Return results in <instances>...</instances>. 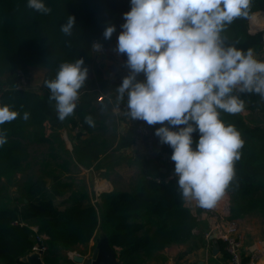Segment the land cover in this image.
<instances>
[{
  "label": "trees",
  "instance_id": "trees-1",
  "mask_svg": "<svg viewBox=\"0 0 264 264\" xmlns=\"http://www.w3.org/2000/svg\"><path fill=\"white\" fill-rule=\"evenodd\" d=\"M52 9L50 15H41L26 7L27 0H0V104L11 106L20 116L0 125L7 129L8 143L0 147V264H27L21 256L29 252L35 244V233L30 229L13 225L18 217L39 222L38 232L47 236L46 264H53L49 255L57 250H68L76 243H86L95 231L104 232L111 246L119 247V264H136L135 257L146 252L154 244L161 250L174 241L191 239V250L205 248L210 242L203 234H192L198 223L179 194L177 176L167 181L156 182L153 177L140 176L125 192H111L101 195L97 207L73 205L63 211L57 210L52 201L44 198L48 190L47 176L52 178L51 191L60 193L56 186L58 176L44 172L34 181H29L21 189L26 203L23 212L16 208L3 206L7 198L1 182H10L17 173L28 169L30 154L25 141L43 144L48 142L43 130L47 126L51 133L57 134L61 121L57 118L54 102H49L50 90L45 81L55 77L64 62L83 59L84 67L93 63L92 42L96 39L105 44L103 33L106 26L114 25L116 31L110 39L117 40L125 23L124 14L131 10L130 0H44ZM264 12V0H254L252 14ZM68 16L75 17L71 36H65L60 27ZM247 20L237 19L228 27L226 46L234 45L246 52L249 48L255 53L261 51V34L247 32ZM126 66V62H124ZM127 67V66H126ZM31 68L44 72L43 92L34 90H15L19 79L18 72L29 76ZM101 87L105 84L102 82ZM95 86H91L94 89ZM89 89V90H91ZM88 91V90H87ZM114 93V89L111 95ZM116 96V93L115 95ZM84 97H90L86 94ZM245 100V110L253 117L245 118L240 113L229 115L221 112L225 123L233 124L245 141L241 159L236 163V178L227 191L234 198L235 205H247L255 196L264 199V101L257 95L241 94ZM91 102L84 99L78 103L75 113L83 117L84 106ZM123 105H127L125 97ZM86 107V106H85ZM29 113L27 121L23 113ZM250 115V116H251ZM251 119V120H250ZM77 122L73 121L75 125ZM194 123V122H192ZM153 137V147L171 157L173 149L160 143L155 135L161 124L148 125ZM169 126L177 131L180 126ZM135 133L129 132V141ZM193 149L199 139L198 130L192 134ZM175 171V162L172 161ZM156 174L164 177L166 173L157 169ZM240 202V203H239ZM264 205V203L262 204ZM220 249L223 244L218 243ZM166 256L156 254L153 264H164ZM246 260H242L244 264Z\"/></svg>",
  "mask_w": 264,
  "mask_h": 264
},
{
  "label": "clouds",
  "instance_id": "clouds-1",
  "mask_svg": "<svg viewBox=\"0 0 264 264\" xmlns=\"http://www.w3.org/2000/svg\"><path fill=\"white\" fill-rule=\"evenodd\" d=\"M253 2L131 0L118 36L116 51L126 54L130 74L115 90L116 103H124L126 97V116L162 125L155 135L173 149L179 194L204 210L215 209L232 186L245 144L241 132L221 119V112H243V93L264 101V60L252 48L244 52L226 46L224 35L235 20L251 17ZM26 7L41 15L52 12L44 0H27ZM74 25L75 17L68 16L61 33L71 36ZM115 31L109 24L104 38L110 39ZM93 49L99 51L101 45L94 43ZM83 65V59L64 62L55 77L44 82L61 122L75 115L88 76ZM140 73L146 77L143 82L136 81ZM19 116L10 105L0 104V125ZM22 119L27 121L29 113ZM164 122L185 127L174 131ZM85 123L95 126L90 115ZM197 130L193 149L192 134ZM7 143V129H0V147Z\"/></svg>",
  "mask_w": 264,
  "mask_h": 264
},
{
  "label": "crops",
  "instance_id": "crops-1",
  "mask_svg": "<svg viewBox=\"0 0 264 264\" xmlns=\"http://www.w3.org/2000/svg\"><path fill=\"white\" fill-rule=\"evenodd\" d=\"M256 55L258 59L264 60L263 53L259 52L256 53ZM112 65L117 66L120 70H124L125 68L126 71H130V69L124 65V61L121 60L118 55L114 59L109 58V55L105 57L100 56L95 58L92 63L94 69L92 70L93 72L91 73L90 77H92L93 79L95 78L96 73L99 74V72H102L104 74V77H106L104 79L105 84L102 87L96 86L93 90H88L89 93L94 92L90 95V97H81L80 94V102L84 99H91V102H88V104L85 105L86 107L84 106V114H82L83 117L81 118L77 113H75L74 116H70L65 121L61 122V126L59 127V129H57V134L54 133V135H51L53 136L51 138H59V141L64 143L65 151L66 153H68V155H70L68 156V168L65 169L66 177L64 176V179H69L68 177H70V174H72L74 178L78 181H81V183H88L89 188L92 186V190L94 191L93 193L88 192L86 194L87 197L85 196V198L74 200L71 197L72 195H68V193L67 195H64L62 197L60 195L61 193L50 192L51 196L47 198L52 201L54 207L59 211H63L76 204H80V206L90 205L94 207L97 203H99L98 200L102 194H109L114 191H127V188L113 190V186L109 182V177L107 174H105L109 169L116 172L119 177L124 178L132 177L133 173L136 170V168H134L135 165L137 163L139 164L140 162L144 163L147 169H150L152 166L154 167L158 163H160V166L163 165L164 167H160L159 169H161L162 172L166 173L165 176L169 175L171 171V167L167 163L168 158L166 153H161L158 148L153 147V149H150L148 147L141 146L137 142H134V134L132 136V142H127L130 139L128 138L129 132L134 127L136 119H132L125 115L128 110L127 105H117L116 96H114L115 92L111 95L113 89L108 87H112L110 85H114V83L116 82L120 84L117 79L116 81L113 79L114 76L115 78L118 77L119 80L118 73L113 72L110 77L105 75L107 69ZM30 74L31 71H29V76ZM39 79H37L36 84L41 85L43 80V73L41 74V79ZM100 93L104 95V99L101 102H98L96 98ZM240 114L245 118L251 115L247 110H244ZM86 115H90L95 123H100L99 118L108 119L109 122L111 121L113 126L114 123H116V127L111 131L104 130L103 134L107 138L106 140H101V136L97 138V136L93 132L96 129H90V126L85 123ZM73 121L77 123L73 125ZM80 122L83 124L82 128L86 132V134H84V132H75V127L80 124ZM106 127L107 126L105 125V129ZM88 155L91 158H88ZM97 174L101 175V177L96 176ZM148 176L151 177L152 174H149ZM59 178L62 177L60 176ZM50 181L52 182L51 177ZM134 181L135 180H132L131 182L133 183ZM225 196L230 198L228 192H226ZM69 199H72L73 202H71ZM67 200L69 201L67 202ZM261 209L262 211H264V207H262ZM196 220L198 223H202L204 228L202 229V234L205 236L210 225L208 217L202 214L200 210H197ZM238 226L243 236L242 260H246L245 263L250 260L251 250H262L259 251L261 253H258L259 255L253 262V264H264V224L261 223L259 219H257L253 221L252 225H250L249 218H245V220L240 221ZM36 232H38V229L35 230V233ZM100 232L101 231H95L86 243H76L68 250L55 251V253L49 255V259H54L53 264H84L85 260L90 259L91 253L96 246L98 235ZM44 236L46 237L44 239V241L46 242L47 236L45 234ZM208 240L210 241L208 245L205 248H200V250L204 253H208L209 255L207 258H204L205 260H201L197 264H229L228 256L225 253L224 248L221 250L218 244L222 242H218L214 238ZM111 247L114 248V250L118 249L114 246ZM116 250L115 253L118 260V253ZM31 251L32 249L29 252ZM29 252H27L26 254H28ZM45 252L41 253L43 264H46ZM75 256L82 257L83 261L78 262L74 259ZM164 264L175 263L174 261L172 262L171 260H166Z\"/></svg>",
  "mask_w": 264,
  "mask_h": 264
},
{
  "label": "rangeland",
  "instance_id": "rangeland-1",
  "mask_svg": "<svg viewBox=\"0 0 264 264\" xmlns=\"http://www.w3.org/2000/svg\"><path fill=\"white\" fill-rule=\"evenodd\" d=\"M253 14H258V16H262L264 12L259 11V13L255 12ZM248 24H249V18L247 20V29H248ZM259 32L262 34L264 30H260ZM96 40L99 41V39H96ZM116 44H117L116 38L114 40L113 39L105 40L104 45H107L109 49L111 48V54H109V58L111 59H114L115 57H117L116 54H113L115 53L114 52L115 49L113 46ZM260 52L261 53L263 52L262 46H261ZM86 68L88 69V76H87L84 88L80 90L81 97L88 94L87 90L91 89V86L101 87V84H103L102 82L105 81L104 79L106 78L104 77V74L102 72L101 73L99 72V74L96 73L95 78L92 79L90 75L93 72L92 70L94 69V67L92 66V64H90ZM124 70L126 69L124 68ZM30 71H31V74L30 76L27 77L26 87L28 86V90L43 92L42 83L40 85V84H36V82H37V79L39 78L41 79L42 73L44 77V72L38 68H31ZM113 79L115 81L117 79V81L120 83L118 84L116 82L114 83V85H110L112 87H108V88L114 89V92H115V90L119 87V85L122 84V81L118 80V77L115 78L114 76H113ZM93 93H89V94L91 95ZM86 116H89V115H86ZM251 117H253V115L251 116L249 115L247 117L248 120ZM99 120H100V123H95V126L90 127V129H96L93 132L97 136V138L101 136V140H106L107 137L104 136L103 134L104 130L111 131L113 128L116 127V123H114V126H113L111 121L109 122L108 119L99 118ZM80 124H81L82 133L84 132V134H86V132L82 128L83 124L81 122ZM105 125L107 126L106 129H105ZM43 133L45 137L49 138L48 142L46 143L40 144L35 141H25L28 147L29 154H30L28 169L24 173L15 174L13 177H11L10 182H6V181L1 182L3 184L2 186L5 187L4 192L7 196V198L3 200V206L8 207V208H16L18 213L23 212V210L25 209V207L23 206L24 204H22L21 201H23V203H26V198L21 188L29 181H34L37 177L41 176V174L44 172H48V174L50 175L55 174L58 176V178L60 176L62 177V178L57 179L55 183L62 197L64 195H67L68 193V195H72L71 197L73 198V200L81 199V198H85V196L87 197L86 194L88 192L90 193L94 192L92 190V186L89 188L88 183L86 182L81 183V181H78L77 179H75L72 174H70V177H68L69 179H64L65 169L68 168L67 160H68V156L70 155L66 153L65 145L63 142L59 141V138H51L53 136L49 137L50 135L49 133H51V130L47 126L43 130ZM102 135L104 136V138ZM87 157L89 158L90 156L88 155ZM156 166L154 167L152 166L150 169H147L144 163L142 162H140L139 164L137 163L134 167L136 168V170L133 173L132 177L130 178L119 177V175L116 172L111 171L110 169L107 170L108 172L105 170L107 172L105 174L108 175L109 182L112 184L113 190L123 189V188L128 189L129 187L133 185V183L137 181V179H139L140 176H148L149 174H152L151 177H155L157 175L156 174L157 169H159L160 167H164L163 165L160 166V163H158ZM96 176L101 177V175H98V174ZM132 180H135V181L132 183L131 182ZM51 184L52 182L50 181V176H47V185H48L47 189L48 190H45L44 198L51 196V193H50L52 192ZM229 197L230 198L228 199H229L230 209H231L230 211L231 218L237 224H239L240 221L245 220V218H249L250 225H252L253 221L257 219H259L260 222L264 224V218H262L264 217L263 216L264 211H262L261 209L262 207H264V205H262L264 203L263 198H259L258 196H255L252 199L248 200L247 205H244L241 203L239 206H237L235 205V203H233V201L235 202V200H233L234 198L231 196V194H229ZM101 199L102 198L100 196L98 200L99 203H101ZM69 200L73 202L72 199H69ZM69 200H67V202ZM99 203L97 204L95 203L96 205L94 207H97ZM14 221H17L19 226L26 227L34 233H35V230H37L40 225L39 222H37L36 220H24L23 218H20V217H18V219ZM202 229H204L202 223H197L196 227L193 228L192 230V234L195 236L199 234L201 235ZM37 234H39V232H36L35 236H33L35 241H37L36 239ZM41 235H44V234H41ZM190 241L191 239L174 241L169 244H166L161 250H157L158 246L157 244H154L150 247V249H148V251L139 253V255L135 257V262L136 264H153V258L156 256V254H160V253L166 256V260H171L172 262L174 261L175 264H197L199 261L205 260L204 258H207L209 254L202 252L200 248L197 250H191ZM117 248L118 249L117 250L115 249V250L117 251V253H119L120 248L119 247Z\"/></svg>",
  "mask_w": 264,
  "mask_h": 264
},
{
  "label": "built area",
  "instance_id": "built-area-1",
  "mask_svg": "<svg viewBox=\"0 0 264 264\" xmlns=\"http://www.w3.org/2000/svg\"><path fill=\"white\" fill-rule=\"evenodd\" d=\"M259 13V12H257ZM260 30H264V27L255 30L251 28L250 22L248 24L247 32L250 35H254L257 33H260ZM258 31V32H257ZM261 34V33H260ZM261 45H262V53H264V32L261 34ZM99 43L101 45V49L99 51H95L93 49V44ZM91 53L93 56V61L97 57H105L109 54H111V48L107 45L102 44L98 40H94L91 45ZM115 54L120 57L121 60L124 62L127 61L126 54H119L117 51H115ZM19 79L17 81L16 86L14 87L15 90H28V86L26 87V80L27 76H25L22 72H18ZM100 97H103V94H99L96 98L98 102H101L102 100L99 99ZM80 102V99H79ZM78 102V103H79ZM135 133H134V142L139 143L141 146L148 147L150 149L153 148L154 143V137L150 131V129L147 126L146 121L142 120H136L134 124ZM75 132H82L81 125L78 124L75 127ZM167 163L172 168V160L171 157L167 155ZM170 168V169H171ZM174 176H176L175 171L171 169L169 175L165 177L155 176L153 179L156 182L161 181H167L169 179H172ZM147 178H150V176H147ZM226 195V194H225ZM184 206L189 209V211L192 213V215L197 219V210H200L202 214L206 215L209 219L210 225L208 228V231L205 234V237L209 239L211 236L218 242L223 243V248L225 253L228 256L229 264H242V249H243V236L239 230L238 224L231 218L230 214V203L228 197L224 196V198L218 203L217 207L213 210H204L196 206L195 202H186L184 201ZM13 225H18L17 221L12 222ZM46 237L41 234L36 235V244L32 247V250H38L40 253H43L46 251V246L44 244V239ZM262 251V250H259ZM258 250L254 249L251 250L250 253V260L245 264H253V262L256 260L257 256L259 255Z\"/></svg>",
  "mask_w": 264,
  "mask_h": 264
},
{
  "label": "water",
  "instance_id": "water-1",
  "mask_svg": "<svg viewBox=\"0 0 264 264\" xmlns=\"http://www.w3.org/2000/svg\"><path fill=\"white\" fill-rule=\"evenodd\" d=\"M113 72L119 74V80L123 79L130 74V71L120 70L117 66H110L105 75L110 77ZM146 79L144 73H140L136 76V81L143 82ZM209 239H212L210 236ZM78 262H82V257H74ZM21 261L26 262L27 264H43L42 255L38 250H32L28 254H25L21 257ZM84 264H119L114 248L109 244L107 235L104 232H100L98 235V240L95 248L93 249L90 259L85 260Z\"/></svg>",
  "mask_w": 264,
  "mask_h": 264
},
{
  "label": "bare ground",
  "instance_id": "bare-ground-1",
  "mask_svg": "<svg viewBox=\"0 0 264 264\" xmlns=\"http://www.w3.org/2000/svg\"><path fill=\"white\" fill-rule=\"evenodd\" d=\"M249 22L252 29L258 30L264 27V14L262 16H258V14H252L249 18Z\"/></svg>",
  "mask_w": 264,
  "mask_h": 264
}]
</instances>
